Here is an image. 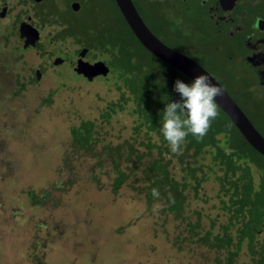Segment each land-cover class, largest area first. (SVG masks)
I'll return each instance as SVG.
<instances>
[{"label": "rangeland", "instance_id": "1", "mask_svg": "<svg viewBox=\"0 0 264 264\" xmlns=\"http://www.w3.org/2000/svg\"><path fill=\"white\" fill-rule=\"evenodd\" d=\"M3 1L7 6L0 2V13L5 14L0 18V264H40L41 255L43 264H264V231L250 243L253 251L246 241L240 249L236 246L237 225L228 223L229 214L222 208L227 196L218 190L217 168L196 190L188 179L185 187L179 184L170 191L168 186L163 194L155 186L159 197L152 195L148 205L144 169L159 156L157 147H147L159 143L156 133L147 134L145 127L135 130L138 120L131 101L109 117L101 116L120 94L113 78L93 68L109 56L88 49L83 60L91 62L87 76L84 68L72 65L75 53L85 46L69 36L58 38L62 25L54 21L68 20L73 34L89 42L96 29L120 36L128 30L113 0H43L34 6L27 0ZM74 1L80 4L77 11L70 7ZM133 1L164 41L171 44L172 38H179L184 51L223 62L213 53H200L201 37L194 32L190 14L174 13L167 2L159 6L154 0ZM23 18L31 19L40 44L55 41L53 53L57 48L62 51V63L53 64L41 47L24 42L17 24ZM130 43L142 60L156 61L134 39ZM164 69L170 70L165 65ZM232 70L216 76L234 94L242 82ZM84 121L91 122L79 128ZM130 144L133 154L126 152ZM162 158L169 161L172 177L181 181L182 166L169 146ZM119 172L122 182L115 186ZM254 177L259 184L256 168ZM181 190L182 207L167 209L172 192ZM36 196L42 201L32 207ZM37 222L46 227L35 228ZM226 225L232 232L229 244L213 245L212 237L222 234Z\"/></svg>", "mask_w": 264, "mask_h": 264}, {"label": "trees", "instance_id": "2", "mask_svg": "<svg viewBox=\"0 0 264 264\" xmlns=\"http://www.w3.org/2000/svg\"><path fill=\"white\" fill-rule=\"evenodd\" d=\"M113 2L115 3L114 0ZM115 7L128 30V33L121 32L120 36L110 31H101L100 33L96 29L93 41L89 42L85 41L77 33L73 34V24L68 20L57 21V18H55L54 21L62 25L58 38L72 37L98 56H109L108 60H100V62L94 63L93 68L96 72L102 73V76L113 78V83L120 94L115 102H111L107 106L101 116L109 117L119 108H122L124 102L131 101L134 106L132 110L138 120L135 130L139 131L141 127H145L147 134L150 132L156 133L159 143L156 145L148 143L147 147H157L159 156L148 161L144 169L148 180L146 186L148 189L147 195L149 196L148 205L151 204L152 194L150 192L155 186H159L163 194L164 189L168 186L169 188L167 189L170 191H172V186L176 187L179 184L185 187V180L188 179L194 183L193 189L196 190V187L207 176L206 174L217 168L220 174L218 176L220 183L218 190L223 196H227V200L223 201L222 208L229 214L228 223L235 226L236 222L237 225V227H234V233H237L236 246L240 249L243 242L246 241L247 248L253 251L254 248L252 245L250 246V243L264 231V162L262 161L264 156L249 145L235 125L218 107L219 115L212 121L207 135L202 140L198 141L189 134L182 145L181 155H176L170 151L171 155L182 166L183 171L182 182L175 180L168 168L169 161H163L162 158L163 150L168 146L160 131L163 122L162 112L167 103L181 100L179 93L174 91L175 81L179 79L184 82V77L188 80L190 79L148 52L128 27L117 5ZM132 39L135 40L141 50L146 51L156 61L151 63L142 60L139 50H135L130 43ZM109 62L111 66L108 65ZM164 65L169 67L170 70L164 69ZM190 81L192 82V80ZM90 122L84 121L78 126L79 128L85 127L84 125ZM74 127L76 128V126ZM116 150L119 152V147ZM134 151L133 145L130 144L126 152L129 154L132 152L133 154ZM119 155H121L120 152ZM141 156L142 153L137 155L138 158ZM207 157L209 162L205 163ZM255 168L261 173L259 184L254 177ZM119 173L120 175L114 181L115 186L122 182L121 176L123 173ZM181 192L182 190L176 193L172 192L173 197L167 200V209L176 208L178 210L182 207L184 197ZM44 193L43 191L42 194ZM36 199L34 200L36 203L30 206L33 207L35 204L39 205L41 203L42 200H39L37 196ZM17 213L20 214L19 211ZM45 227L46 224L42 222L35 223V228L44 229ZM228 228V225L224 226L222 234L217 233L212 237L213 245L222 247L229 244L232 232L228 231ZM250 232H253V234L251 235ZM205 235L210 236L211 233L206 231ZM37 246H41L39 239ZM262 249L261 247V250L258 251L263 253ZM256 252L254 251V253ZM43 263L44 258L41 255L40 264Z\"/></svg>", "mask_w": 264, "mask_h": 264}, {"label": "flooded vegetation", "instance_id": "3", "mask_svg": "<svg viewBox=\"0 0 264 264\" xmlns=\"http://www.w3.org/2000/svg\"><path fill=\"white\" fill-rule=\"evenodd\" d=\"M0 2L1 7L7 6L3 0ZM42 2L43 0H27L31 6ZM166 2L174 13L181 10L190 14L191 21L196 26L194 32L199 31L201 37L200 53H213V58H222L223 62L215 63L184 51L180 46L182 42L179 38H172L171 44L164 41L151 29L133 1L141 18L153 34L166 45L192 58L209 71L264 137V0H154L159 6H164ZM31 22V19L18 20V29L22 24L27 23L30 26ZM37 36V43L32 47L42 48L43 44H40L38 33ZM47 42L50 43L42 50L44 54L53 58L58 53L56 51L53 53L55 41L49 39L45 43ZM87 54L88 51L80 59L78 66L91 65V62L83 61ZM75 55L72 58V65L78 67L74 63ZM230 64H233V70ZM228 70L240 74L242 88L239 87L234 94L227 90L216 76L217 73H225Z\"/></svg>", "mask_w": 264, "mask_h": 264}, {"label": "water", "instance_id": "4", "mask_svg": "<svg viewBox=\"0 0 264 264\" xmlns=\"http://www.w3.org/2000/svg\"><path fill=\"white\" fill-rule=\"evenodd\" d=\"M121 15L123 16L128 27L139 41V43L152 55L166 64L170 65L174 69L178 70L190 80L196 75L206 74L211 79L212 83L220 87L223 91L222 97H217L216 102L219 109L230 119L235 125L237 130L241 133L243 138L252 146L259 154L264 156V137L255 128L246 114L233 100L229 93L223 88V86L216 80V78L197 63L192 58L179 52L178 50L166 45L162 42L153 32L148 28L139 12L137 11L132 0H114ZM80 8L79 2H72L71 9L77 11ZM4 16V13H0V18ZM26 19V18H23ZM19 34L27 45L35 46L37 43V31L31 28L29 25L22 24L19 28ZM50 42L44 43L42 49H44ZM88 48H81L75 55L74 63L78 66V62L85 56ZM57 55L52 58L53 64H60L62 62L63 53L59 48L56 49ZM62 54V55H61ZM78 67L84 68V74L87 76L91 72V66H84L81 64ZM39 76L40 72L36 71Z\"/></svg>", "mask_w": 264, "mask_h": 264}, {"label": "clouds", "instance_id": "5", "mask_svg": "<svg viewBox=\"0 0 264 264\" xmlns=\"http://www.w3.org/2000/svg\"><path fill=\"white\" fill-rule=\"evenodd\" d=\"M174 91L181 100L166 104L160 131L170 151L181 155L189 134L198 141L207 135L212 121L219 115L216 98L222 97L223 91L206 74L196 75L190 84L177 79ZM152 195L158 198V189L153 188Z\"/></svg>", "mask_w": 264, "mask_h": 264}]
</instances>
